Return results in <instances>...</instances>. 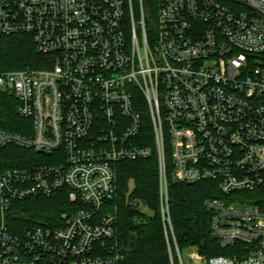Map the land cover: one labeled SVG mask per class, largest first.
I'll list each match as a JSON object with an SVG mask.
<instances>
[{"label": "built area", "instance_id": "built-area-1", "mask_svg": "<svg viewBox=\"0 0 264 264\" xmlns=\"http://www.w3.org/2000/svg\"><path fill=\"white\" fill-rule=\"evenodd\" d=\"M153 2L148 33L142 0L139 19L131 0H0V36L28 34L47 58L0 71L18 118V130L0 125V149L35 152L29 166L6 168L1 151L0 264H121L115 165L152 153L169 262L174 249L184 264L167 147L173 182L214 185L203 203L210 231L234 247L209 258L193 247L192 262L264 264V0ZM128 185L130 208L147 213ZM57 193L74 206L55 225L12 232L14 201Z\"/></svg>", "mask_w": 264, "mask_h": 264}, {"label": "trees", "instance_id": "trees-1", "mask_svg": "<svg viewBox=\"0 0 264 264\" xmlns=\"http://www.w3.org/2000/svg\"><path fill=\"white\" fill-rule=\"evenodd\" d=\"M135 19L140 18L139 0H131ZM146 29L152 33L150 22L154 19L153 0H142ZM127 19V23H128ZM46 57L37 53L34 42L28 34H9L0 36V71L22 69L27 66L39 67L47 63ZM14 108L7 99L0 96V125L18 130L11 124L17 120ZM149 133L150 126L144 124L143 133ZM11 161L4 167H25L30 163L25 159L26 151L13 146L0 149ZM168 168V211L178 248L195 247L198 252L209 258L215 255L231 256L234 247H221L210 231V213L204 208L208 197L217 196L218 191L209 182L176 183L171 180L168 147L166 148ZM117 176V195L110 202L117 213V240L123 252L121 264H170L167 240L161 220L159 203L158 165L155 153L148 158L123 160L115 165ZM131 182L130 196L144 203L151 213H143L130 208L126 191ZM74 205L66 194L57 193L50 197L36 196L14 201L7 215V224L12 232L34 224H54L62 211ZM109 206V205H108ZM172 245V237L169 235Z\"/></svg>", "mask_w": 264, "mask_h": 264}, {"label": "rangeland", "instance_id": "rangeland-1", "mask_svg": "<svg viewBox=\"0 0 264 264\" xmlns=\"http://www.w3.org/2000/svg\"><path fill=\"white\" fill-rule=\"evenodd\" d=\"M152 24H153V21L149 23V25H152ZM147 213H148V211H147ZM172 250H173L172 253H173L174 263L177 264V258H176L175 250L174 249H172ZM194 252H195V249L193 247H186V248L180 250L184 264H196V263H193L192 262L193 260L191 259V254ZM198 261L199 260H197V264L199 263Z\"/></svg>", "mask_w": 264, "mask_h": 264}]
</instances>
